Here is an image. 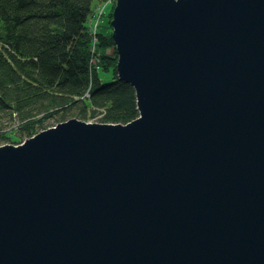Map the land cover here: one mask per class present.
Returning a JSON list of instances; mask_svg holds the SVG:
<instances>
[{"label": "water", "instance_id": "1", "mask_svg": "<svg viewBox=\"0 0 264 264\" xmlns=\"http://www.w3.org/2000/svg\"><path fill=\"white\" fill-rule=\"evenodd\" d=\"M126 124L0 146V264H264V0H116Z\"/></svg>", "mask_w": 264, "mask_h": 264}, {"label": "trees", "instance_id": "2", "mask_svg": "<svg viewBox=\"0 0 264 264\" xmlns=\"http://www.w3.org/2000/svg\"><path fill=\"white\" fill-rule=\"evenodd\" d=\"M104 1L0 0V146L11 138L8 123L16 124L12 144L18 145L22 135L67 115L111 124L138 117L133 87L116 78L103 11L95 35L88 27L92 8ZM108 72L111 81L103 82Z\"/></svg>", "mask_w": 264, "mask_h": 264}, {"label": "rangeland", "instance_id": "3", "mask_svg": "<svg viewBox=\"0 0 264 264\" xmlns=\"http://www.w3.org/2000/svg\"><path fill=\"white\" fill-rule=\"evenodd\" d=\"M109 1L110 0H108V1L105 0L104 3L103 2L97 3V6H94L92 8V10H91V12L94 15H97L98 9H99V13H101V15H102V11H103V18L101 19L102 20V24H101L102 26H104L105 24L110 25V22H111V19H112V11H113V8H114L115 4L114 3H110ZM100 18H101V16H100ZM96 62H97V59L94 58L92 63L96 64ZM111 78H112L111 72L103 74V82H110ZM72 118L81 120V119H79V117H76V116L70 117L69 115H67L65 121H67L69 119H72ZM92 119L93 118H87V119H85L87 121H83V120H81V121L87 122V123H89L90 121L93 122V123H101L97 119H93V120ZM61 122L62 121H56L55 119H50V120H48L45 123V125H47V126H45L44 128L37 129V132L32 133L30 137H33L36 133H38L40 131H43V130H46L48 128H51V127H53V126H55V125H57L58 123H61ZM9 126L10 127L13 126V127L8 128ZM5 127H6L5 131L8 130L7 132L9 133L7 135L11 137V138H9V140H7V143L8 144H12V141H15V138L12 137V135H14V132L17 129L16 124L14 122L13 123H8V124L5 125ZM18 131H19V129H18ZM16 134H19V133L17 132ZM30 137H28L26 135H22L21 138L19 139V141H20V143H22L24 140H26V139H28ZM12 145H16V144H12Z\"/></svg>", "mask_w": 264, "mask_h": 264}, {"label": "built area", "instance_id": "4", "mask_svg": "<svg viewBox=\"0 0 264 264\" xmlns=\"http://www.w3.org/2000/svg\"><path fill=\"white\" fill-rule=\"evenodd\" d=\"M97 14L98 15H92V16H94V17H92V20H89V23H88V27H89V29H90V31L95 35V32L97 31V24H98V22H99V15H100V13H99V9H98V12H97ZM94 42H95V38H94Z\"/></svg>", "mask_w": 264, "mask_h": 264}, {"label": "bare ground", "instance_id": "5", "mask_svg": "<svg viewBox=\"0 0 264 264\" xmlns=\"http://www.w3.org/2000/svg\"><path fill=\"white\" fill-rule=\"evenodd\" d=\"M92 120H93V119H92ZM89 123H93V122L90 121ZM38 133H39V132H38ZM36 134H37V133H36ZM36 134H35V135H36ZM7 144H8V143H6L5 145H7ZM10 145H12V144H10Z\"/></svg>", "mask_w": 264, "mask_h": 264}]
</instances>
